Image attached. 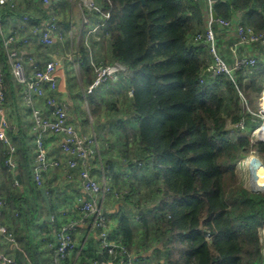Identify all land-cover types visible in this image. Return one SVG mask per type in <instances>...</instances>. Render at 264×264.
Segmentation results:
<instances>
[{"label": "trees", "instance_id": "trees-1", "mask_svg": "<svg viewBox=\"0 0 264 264\" xmlns=\"http://www.w3.org/2000/svg\"><path fill=\"white\" fill-rule=\"evenodd\" d=\"M95 1L100 14L108 15L102 20V32L109 39L111 59L102 63L124 65L119 76L125 73L131 91L125 116L116 121L117 158L104 160L108 182L118 190L117 196H107L120 204L108 237L123 246L125 253L117 248L109 254L97 238L101 260L85 249L76 255L75 245L61 264H117L120 258L127 262L128 254L136 257L130 264H264L260 237L264 193L247 190L235 174V164L252 150L264 164V141L243 134L257 123L258 118L252 120L253 102L263 90L264 62L249 67L250 75L243 68L236 70L234 81L221 75L200 83L210 55L192 37L202 30L203 1ZM17 6L15 0L13 7L2 6L0 13L16 15ZM213 10L224 19L240 14L243 24L264 35V0H214ZM100 14L93 15L95 21ZM24 31L30 36L29 30L20 32ZM88 47L79 50L83 68H90ZM0 73L4 108L13 105L16 89L21 88L24 103V86L12 78L1 37ZM86 100L92 114L104 108L118 110L115 102H102L92 91ZM241 120L244 129L232 131ZM13 125L7 129L16 155L13 172L4 165L7 153L0 147L1 220L21 250H14L9 255L13 262L5 264H51V249L45 244L40 251L28 240L32 221L45 203L31 176L34 156L31 160L29 147ZM51 170L60 172L50 168L45 173ZM17 173L31 197L15 183ZM45 185L43 179L41 186L46 188L53 212L61 194L56 187ZM69 218L77 219L76 208L73 214L60 210L51 222L53 230ZM53 230L45 232V243L53 238Z\"/></svg>", "mask_w": 264, "mask_h": 264}, {"label": "built area", "instance_id": "built-area-1", "mask_svg": "<svg viewBox=\"0 0 264 264\" xmlns=\"http://www.w3.org/2000/svg\"><path fill=\"white\" fill-rule=\"evenodd\" d=\"M49 1L42 0V3L47 4ZM201 1L204 2L205 6L204 28L193 35L192 41L202 44L207 49L211 63L207 68L208 71L201 76L200 83H204L207 79L215 80L221 75L227 76L234 81V72L236 70L241 68L247 70L249 67L255 66L260 57L264 56V35L252 26L243 24L240 17H236L237 15L232 16L230 19L218 16L212 18L211 10L213 9L214 0ZM14 2L15 0H0V8L6 5L13 7ZM78 2L84 11L92 13V15L100 14L101 12L95 0H78ZM97 16L98 18L93 22V25L85 30V40L89 39L90 36H96V39L99 38V30L104 27L102 20L107 18L108 15L100 14ZM7 17H3L0 13L1 47L6 53V62L14 82L24 86L23 101L30 109L31 130L34 140V159L31 167L32 179L36 186L39 187L42 185L43 174L50 168L57 169L66 181L75 182L77 180L82 190V194L76 197L77 219L69 218L67 221L62 222L58 229L53 230V238L46 240V248L52 251L50 253L51 264H61L62 260L69 255L76 245L72 238V230L78 224L86 222L88 218H92V226L96 230L101 248H106L109 254H115V249L117 248L122 253H125L123 246L108 237L109 221L99 203V200L104 199L107 195L117 196L118 190L108 181L100 183L96 179L91 168L93 153L95 152L92 147L93 140L91 137L79 132L68 121L66 105L57 100L55 91L57 89L56 69L58 61L51 59L44 63H39L28 51L32 39L35 38L44 46H51L53 43L62 40L63 34L59 29L58 21L54 16H51L43 24L40 23V25L33 26L29 15L20 14L15 23L16 27L7 29L5 27ZM83 22L88 23V19L85 16ZM218 28L233 30L236 40L232 47V54L234 55L231 62H227L219 50L216 37ZM21 30H29L30 36L21 35ZM240 46H257L259 50L248 53L240 52L237 50ZM88 63L93 70L94 79L87 85L86 93H90L95 87H107L110 81L116 80L119 74L125 71L124 65L119 62L98 64L89 56ZM3 100L4 90L0 73V147L4 146L7 153L4 165L13 172L16 155L12 141L7 135L10 123L5 113ZM38 100H42L45 106H49L51 109L47 112L43 111L37 103ZM256 103L257 108L252 112V115L254 118H263L264 122V90L256 97ZM261 127H264V123L262 126L255 128V130ZM243 129L244 123L241 120L234 126L232 131ZM46 134L61 136L59 143L61 158H51L48 155L44 146V136ZM136 165H140V163L136 162ZM15 183L17 184V181ZM3 207L4 201L0 199V233L9 242L16 243L14 236L1 220ZM65 213L66 210H62V214ZM127 258V262H123L122 258H120L117 264H130L131 261L136 260V257L131 254H128ZM11 262H13V258L0 251V264Z\"/></svg>", "mask_w": 264, "mask_h": 264}, {"label": "crops", "instance_id": "crops-1", "mask_svg": "<svg viewBox=\"0 0 264 264\" xmlns=\"http://www.w3.org/2000/svg\"><path fill=\"white\" fill-rule=\"evenodd\" d=\"M17 1V14L8 15L7 22L5 23V27L7 29L16 27V20H18L19 15L22 13H27L31 17V22L42 24L46 22L52 15L57 18L59 29L64 35L63 39L53 43L47 50L44 49V45L40 43L37 38L32 39L28 47V51L33 56V58L38 60L40 63H44L45 61L51 59L58 61V67L56 69L57 89L55 91L57 100L58 102H62L66 105L68 121L73 124L79 132L92 138V147L95 150L93 153V161L91 163L92 172L100 183L107 182L109 179V172L107 169H104V160L117 158L115 146L118 138V136H116V134H114L112 131V128H114L118 132L116 123L111 124L108 119H110V116L114 115L116 111L110 108H104V110L101 109L98 111L97 114L90 113L86 100L88 93H86L85 90L87 85L93 81L94 73L91 67L88 68L85 66L83 68L81 65H79L81 56L79 50L80 46L81 48L83 46L85 48L89 46L88 49L91 52V56L92 53L95 55V58L94 56L92 57L95 62L100 63L102 61L109 63L108 61L111 59L109 53V39L103 36L102 30H99V35H101V38L99 39L101 40L96 39V36H90L89 39L85 40V30L92 26V22L95 21L94 18L96 16L94 17L91 13L84 11L78 0H50L47 4L42 3L41 0ZM61 2H68V6H64V12L62 10L63 8H60ZM69 3H72V5H69ZM236 15V17L241 16L240 14ZM84 16L85 18L87 17V19L90 17L88 23L83 22ZM202 21V24L204 25V16ZM216 32L219 50L221 51L222 46L228 48L229 51L226 49L228 53L225 52L227 57L226 60L227 62H231L234 55L231 53L233 51L232 47L234 46L236 40L233 30L218 28ZM20 33H22L21 35L25 36L26 31ZM237 50L247 53L250 51H257L256 47L246 46H240L237 48ZM221 53L225 58L222 51ZM77 54H79V57L75 59L74 56ZM74 63L79 67V72L77 75L78 78L75 80L73 66L75 65ZM74 81L76 84H74ZM110 82L115 83V85H118L119 83L123 84L124 89L122 91H125V97L128 99L125 100L130 102L131 91L129 85L125 82V73L122 76H119V78H117L115 81ZM103 88L104 86L95 87L92 92H95L98 99L102 102L109 103L111 102V99L108 97L106 98L107 100L100 99L101 93L103 94L105 91ZM14 94L15 100L13 105L10 108H6L5 113L8 117L9 123L11 125L14 124L13 126H16V128L19 129L18 133L21 134L24 144L29 147L30 159L32 160L34 156V140L31 130V116L22 102L21 88L18 91L16 89ZM114 100H116L120 106L119 95H116V98H114L113 101ZM38 104L43 111L47 112L51 109L49 106H45L42 100H38ZM124 116L125 115L123 114L117 113V117L123 118ZM103 118H105V120ZM111 118L113 119V117ZM130 126H132V124ZM60 141L61 136H54L51 134H46L44 136V146L51 158L62 157L59 148ZM16 179L20 190H25V196L31 197L28 189H23L21 184L22 179H20V175L18 173L16 174ZM43 179L44 184L56 187L61 196L59 197V201L56 203L54 211L51 212V218L49 221L46 219L48 213L46 200L42 195L45 205L40 204L37 217L32 221V225L28 230V240H31L32 244H34V246H36L40 251H43L45 248V232L53 230L51 222L54 220V218H56V215L60 210L64 209L73 214L75 209V196L82 194V190L78 185V181L76 180L71 184L68 183L61 177V172L51 170L50 172L43 174ZM35 188L40 192V188H42V186H35ZM99 203L102 207V210L108 215L109 225L112 227V225L116 223L114 214L119 208V202L115 201L112 197L107 196L104 199H100ZM43 206L46 207L45 212H43ZM91 220L92 218H88L86 222L80 223L76 227L74 232V241L77 247L76 255L79 254L78 252L81 249H85L89 256L95 255L97 257V254L101 252V250L99 252L100 247L98 246L97 242L96 230L92 226ZM16 249L21 250L20 244L17 242H9L7 238H5L2 233H0V251L11 255Z\"/></svg>", "mask_w": 264, "mask_h": 264}, {"label": "rangeland", "instance_id": "rangeland-1", "mask_svg": "<svg viewBox=\"0 0 264 264\" xmlns=\"http://www.w3.org/2000/svg\"><path fill=\"white\" fill-rule=\"evenodd\" d=\"M73 2V1H72ZM66 5V7L68 6V2H61L60 3V8L63 10V12L65 11L64 10V6ZM69 5H72V3H69ZM87 18V17H86ZM203 24L200 26L201 28H202V30H203ZM225 49V50H224ZM226 49L228 50V48H226L225 46H222L221 47V51L223 52V54H224V56H225V60L227 59V57H226V53H228L227 51H226ZM229 51V50H228ZM226 52V53H225ZM232 53V52H231ZM94 56V58H95V55H94V53H92V57ZM93 59V58H92ZM257 62H259V63H262V62H264V60H258ZM101 63H102V61H101ZM210 63H211V58H210ZM75 64V63H74ZM98 64H100L99 62H98ZM263 65H264V63H262ZM80 65V64H79ZM74 66V73H75V77H74V80L76 79V78H78V66H76V64L75 65H73ZM210 66V65H209ZM208 66V67H209ZM246 74L247 75H250V72H249V70H247L246 71ZM257 76V75H256ZM118 78H119V76H118ZM115 81V80H114ZM258 82L260 83V78H258ZM74 84H76V82L74 81ZM113 85V86H112ZM105 91L103 92V94L101 93V98L100 99H104V100H107L106 98L108 97V98H110L111 99V103H113V102H115L116 103V106H118V112L116 111V113L114 114V115H112V116H110V119H108L109 120V122L111 123V124H114V123H116V121L118 120V117H117V113L118 114H123V115H125V113H126V110H127V108L129 107V102L128 101H126L125 99H127L126 97H125V91H122L123 89H124V85L123 84H121V83H119L118 85H115V83H108V85H107V87H104L103 88ZM263 90H264V80H263ZM124 93V94H123ZM222 93H224V94H226V92L224 91V90H222ZM238 94V93H237ZM116 95H119V99H120V106L118 105V103H117V101L116 100H114L113 101V99L114 98H116ZM128 100V99H127ZM119 102V101H118ZM244 104H245V106H247L246 105V103H245V101H244ZM253 105H254V108H257V103H256V97H254V102H253ZM114 110V109H113ZM256 110V109H255ZM254 110V111H255ZM260 115H261V113H260ZM105 117V116H104ZM111 117H113V119L111 118ZM104 120H105V118H103ZM253 121H256V118H254L253 119ZM263 118H261V117H259L258 119H257V123L255 124L256 126H254V128L253 129H251L248 133H244L243 132V134H245V135H248L250 138H252V140H254V141H258V140H262V141H264V138H262L261 137V135L263 134V133H261V134H259V133H255V128H257V127H259V126H262L263 125ZM111 126H114V125H111ZM94 129H95V126H94ZM112 131L114 132V134H116V132H117V130L116 129H114V128H112ZM257 159V160H256ZM254 160L255 161H258V162H260L263 166H264V164H263V162L257 157V155L255 154V152L252 150L247 156H246V158L245 159H243V160H240V161H238L236 164H235V174H236V179H237V182H239L244 188H246L247 190H249V191H252V192H263L264 193V187H262V188H259V186L257 185V182H255L254 181V177H255V179H256V174L255 173H253L252 172V169H251V162H254ZM258 174H259V172H258ZM260 237H261V240H262V242H263V246H264V227L263 228H261L260 229ZM263 252H264V248H263Z\"/></svg>", "mask_w": 264, "mask_h": 264}, {"label": "bare ground", "instance_id": "bare-ground-1", "mask_svg": "<svg viewBox=\"0 0 264 264\" xmlns=\"http://www.w3.org/2000/svg\"><path fill=\"white\" fill-rule=\"evenodd\" d=\"M255 132L259 134L263 133L261 137L264 138V127H261L258 130L256 129ZM251 169L252 172L256 174V179L254 177V181L257 182L259 188L264 187V166L260 162L254 160V162H251Z\"/></svg>", "mask_w": 264, "mask_h": 264}, {"label": "water", "instance_id": "water-1", "mask_svg": "<svg viewBox=\"0 0 264 264\" xmlns=\"http://www.w3.org/2000/svg\"><path fill=\"white\" fill-rule=\"evenodd\" d=\"M211 15H212V18H216V16H217L213 9L211 10ZM78 57H79V54H77V55L74 56L75 59H77ZM17 178H18V176H17ZM40 192L45 197L46 204H47L48 213H47L46 219L50 221V218H51V209H50V206H49V203H48V198H47V195H46V189L42 187V188H40ZM99 252H100V249H99ZM97 258L99 260H101L100 253L97 254Z\"/></svg>", "mask_w": 264, "mask_h": 264}]
</instances>
